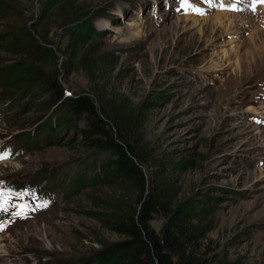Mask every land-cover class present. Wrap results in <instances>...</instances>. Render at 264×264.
<instances>
[{"label": "rangeland", "instance_id": "374dc122", "mask_svg": "<svg viewBox=\"0 0 264 264\" xmlns=\"http://www.w3.org/2000/svg\"><path fill=\"white\" fill-rule=\"evenodd\" d=\"M52 1L0 0V38L25 26L36 38L23 58L0 39V187L28 190L0 212V264H119L107 255L122 238L106 225L110 206L157 195L191 212L228 264H264V56L248 55L252 28L214 23L231 12L217 0H63L44 12ZM74 8L96 29L79 54L58 23ZM23 60L39 76L20 85L10 67ZM55 78L57 89L42 90ZM82 93L143 157V193L110 151L90 147L88 118L66 101ZM164 220L156 213L152 225Z\"/></svg>", "mask_w": 264, "mask_h": 264}, {"label": "trees", "instance_id": "16d2710c", "mask_svg": "<svg viewBox=\"0 0 264 264\" xmlns=\"http://www.w3.org/2000/svg\"><path fill=\"white\" fill-rule=\"evenodd\" d=\"M61 1L63 0L47 3L44 12ZM88 13L89 11L74 8L58 20L60 24L70 25L72 33H69V38L73 46L77 47L78 54L86 49L92 34L96 36V29L93 28L94 18L86 19ZM73 29L76 31L73 32ZM38 32L47 37L42 30ZM9 37L17 48H6V51L22 58L26 54L24 50L34 47L33 42L36 41L33 30L28 26L0 39L6 40ZM42 47L48 50L40 46ZM11 66L12 80L18 81L20 85L39 76L32 62L28 60L18 61ZM6 78L7 74H3L0 68V82ZM41 84L42 90L53 91L58 88L59 81L55 78L52 83L43 80ZM66 99L71 113L88 118L90 147L110 151L114 156L113 167L117 168L128 182L140 186L143 193L146 182V174L141 166L143 157L131 141L118 133L114 134L108 124L109 119L116 123L119 120L114 118L113 113L104 105L100 107L96 98L89 93L68 96ZM67 126L68 123L65 122V127ZM38 134L46 135L47 130L40 128ZM22 140L28 141V136ZM81 175L78 174L72 180L70 188L80 186L78 182L83 181ZM127 202L122 200L114 203L105 216L108 228L122 236L108 248L110 261L118 260L119 264H228L211 248L204 227L191 212H186L181 207L172 208L168 201L160 200L158 195L143 196L138 201L139 204L135 202L132 205ZM159 212L163 213L165 220L162 226L156 229L152 222Z\"/></svg>", "mask_w": 264, "mask_h": 264}, {"label": "bare ground", "instance_id": "6f19581e", "mask_svg": "<svg viewBox=\"0 0 264 264\" xmlns=\"http://www.w3.org/2000/svg\"><path fill=\"white\" fill-rule=\"evenodd\" d=\"M234 4L240 7H245L246 9L243 10L242 12L231 11L230 14L229 13L224 14V13L217 12L213 17L214 23L216 22L218 23L219 21H221L222 18H227L231 20L232 27H237L235 29L236 32L239 31V27L244 28L243 30L252 28V31H253V35H252L253 44L252 45L253 46L249 44L251 47L250 49H248V55L251 56L252 58H255L256 53H259L262 56H264V28H262L264 26V5L261 7L260 6L253 7L249 5L247 0H235ZM185 19L188 20L189 16H187ZM196 19L197 18H195V20Z\"/></svg>", "mask_w": 264, "mask_h": 264}, {"label": "snow or ice", "instance_id": "6c2138e0", "mask_svg": "<svg viewBox=\"0 0 264 264\" xmlns=\"http://www.w3.org/2000/svg\"><path fill=\"white\" fill-rule=\"evenodd\" d=\"M257 3H264V0H252V4L253 7L257 4ZM182 6H189V0H182ZM196 11H199V9H194ZM5 153H0V159H5L6 158ZM28 190H24L23 192H14L11 189H6V188H2L0 187V212H7L8 211V204L9 201L12 199L13 196L16 197H21L23 196ZM47 204L43 203L40 205H37V207H46ZM14 207H16L18 210L14 213V215L17 216H24L26 215V212L24 211L25 209L28 208V204H19V205H14ZM3 225L0 224V228H2Z\"/></svg>", "mask_w": 264, "mask_h": 264}]
</instances>
